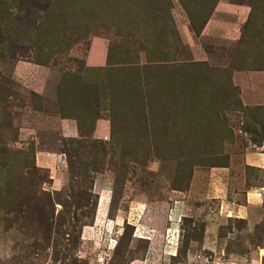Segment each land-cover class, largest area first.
Segmentation results:
<instances>
[{"label":"rangeland","instance_id":"374dc122","mask_svg":"<svg viewBox=\"0 0 264 264\" xmlns=\"http://www.w3.org/2000/svg\"><path fill=\"white\" fill-rule=\"evenodd\" d=\"M0 264H264V0H0Z\"/></svg>","mask_w":264,"mask_h":264},{"label":"crops","instance_id":"0c3cea01","mask_svg":"<svg viewBox=\"0 0 264 264\" xmlns=\"http://www.w3.org/2000/svg\"><path fill=\"white\" fill-rule=\"evenodd\" d=\"M99 127L100 126L97 125L96 131H95L96 135L100 134V131H99L100 128ZM63 131H64V133L69 131L70 133H72V136H74V135H76L77 129H76V126L71 121H67L63 125ZM56 161H57V159H53L51 154H48V153L43 152V151L38 152L36 155V162L39 165H41L42 167L51 168V164H54V162H56ZM258 162L260 163L261 160L260 161L258 160ZM61 163L63 164V161ZM253 164H256V163H253ZM56 183H57V181L55 180L54 184H56ZM261 196L258 195L259 198Z\"/></svg>","mask_w":264,"mask_h":264}]
</instances>
